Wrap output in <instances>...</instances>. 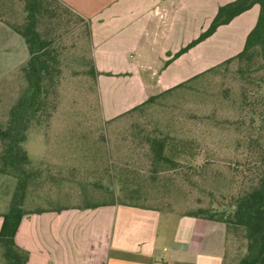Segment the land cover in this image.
Segmentation results:
<instances>
[{
  "label": "crops",
  "instance_id": "crops-1",
  "mask_svg": "<svg viewBox=\"0 0 264 264\" xmlns=\"http://www.w3.org/2000/svg\"><path fill=\"white\" fill-rule=\"evenodd\" d=\"M57 1L88 25V58L110 140L112 132L128 128L116 123L119 117L243 48L256 23L255 13H249L257 6L259 14V6L253 5L175 58L209 27L219 7L235 0ZM20 3L0 0L2 13L16 20ZM55 42L51 47L55 60L50 64L59 70L61 50ZM234 46L237 51L229 53ZM29 58L24 39L0 18V84L19 72ZM77 148L75 143L71 149ZM46 149L51 153L50 146ZM112 157L119 156L114 152ZM71 159L75 162V157ZM38 187H30L28 193L41 196ZM5 212V208L0 211V228ZM27 212L15 235L16 244L29 253L27 264H228L235 246L222 223L177 217L155 207L115 204Z\"/></svg>",
  "mask_w": 264,
  "mask_h": 264
},
{
  "label": "rangeland",
  "instance_id": "rangeland-1",
  "mask_svg": "<svg viewBox=\"0 0 264 264\" xmlns=\"http://www.w3.org/2000/svg\"><path fill=\"white\" fill-rule=\"evenodd\" d=\"M23 2L17 10L22 11ZM255 8L249 14L255 13L256 21ZM59 10L64 17L54 42L61 50L62 67L48 93V119L34 126L24 143L32 159L30 168L41 176L42 195L28 198L25 209L101 204L110 200V192L118 201L128 202L125 195L132 185L138 187L139 203L177 217L200 207L228 208L230 196L241 185L240 164H244L247 147L240 136L246 110L240 106L237 65H222L118 118L116 123L128 128L112 132L110 140L101 120L97 87L89 74L87 23L62 5ZM25 86L20 71L0 84V126L7 122ZM147 135L166 138V154L177 165L152 171ZM75 143L78 148L72 150ZM46 146L51 153L47 154ZM114 152L118 158H111ZM122 168L128 172H118ZM15 186L13 177L0 174V211L8 210ZM229 230L235 246L228 264H236L245 252L244 233Z\"/></svg>",
  "mask_w": 264,
  "mask_h": 264
},
{
  "label": "trees",
  "instance_id": "trees-1",
  "mask_svg": "<svg viewBox=\"0 0 264 264\" xmlns=\"http://www.w3.org/2000/svg\"><path fill=\"white\" fill-rule=\"evenodd\" d=\"M61 5L57 0H24L21 18L15 21L0 13L2 21L24 39L30 54L28 62L19 69L26 86L10 108L7 122L0 126V174L16 180L8 210L1 215L3 221L0 228V264H27L29 257V253L16 244L15 235L23 216L28 213L25 209L28 198H35L28 193V190L40 183L41 176L30 168L32 161L27 155L24 143L30 130L47 118L45 110L48 93L55 85L54 75L59 73L50 63L55 60L54 50L51 47L57 39L56 30L61 26L64 17L63 12L59 10ZM253 5L259 6V14L254 27L246 36L242 50L190 79H196L222 65L235 63L236 73L242 84L240 106L241 110H246V114L240 121L239 127L241 139L246 140L247 147L244 152L246 155L244 164H240L241 185L237 188V192L230 196L228 208L217 210L213 207H200L184 214V216L222 223L227 229L242 230L245 252L236 264H264V0H235L219 7L209 27L198 38L174 54L175 58L179 57L210 37L218 27L228 24ZM68 11L74 15L70 10ZM87 33L89 35L88 25ZM89 74L94 80L91 64ZM183 85L179 84L161 95ZM159 96L149 98L123 116L152 103ZM245 133L247 136L244 135ZM144 137L152 171L166 165H177L175 160L166 154L168 147L166 138L150 135ZM124 171L128 172L123 168L118 172ZM127 192L125 199H128V202L118 201L117 196L110 192V200L104 203L86 204L75 208H95L115 204L145 206L142 202L139 203L141 197L137 186H130Z\"/></svg>",
  "mask_w": 264,
  "mask_h": 264
}]
</instances>
